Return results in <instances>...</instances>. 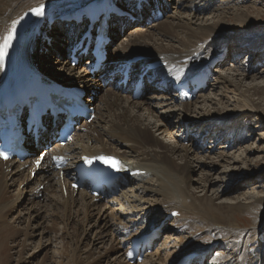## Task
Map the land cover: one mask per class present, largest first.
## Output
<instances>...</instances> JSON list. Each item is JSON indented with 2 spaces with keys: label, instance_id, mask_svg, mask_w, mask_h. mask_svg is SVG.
Returning a JSON list of instances; mask_svg holds the SVG:
<instances>
[{
  "label": "bare ground",
  "instance_id": "1",
  "mask_svg": "<svg viewBox=\"0 0 264 264\" xmlns=\"http://www.w3.org/2000/svg\"><path fill=\"white\" fill-rule=\"evenodd\" d=\"M93 1L96 0H0V50L3 49L4 37L8 33H12V43L14 32L20 21L29 13H33L35 19L28 27L35 30V33L39 32V34L32 35L33 40L31 43L34 48L32 50L25 48L24 50V53H27L28 64L37 67L45 75L63 85L86 87L88 93L85 101H91L92 103H89L88 106L94 108V118L91 121L87 122L83 119L78 125H75L76 130L72 141L64 146H59L58 142H54L51 144L50 149H53L54 153L70 157L71 164L77 163L82 155L94 156L101 153L117 155L131 170L137 169L140 173L122 177L124 184L128 186L125 185L126 187L121 188L119 193L112 196L106 194L104 197L99 195L97 198L86 188H79L76 192L70 188V181L67 178L73 175V169L67 166L63 168L62 174L59 171H54L52 167L46 166L50 156L45 158L43 164L35 170L33 175L31 174L33 155L27 156L23 161L12 159L3 162L0 160V212L7 207L6 204H4L6 205L4 207L2 197L5 196V193H8L9 197L12 196L10 201L11 213L8 214L10 216L8 219L12 225L11 223L10 225L7 224L5 228H8V230L15 229L16 224L22 223L26 219L27 223L23 225L25 232L22 234L26 242L28 241L25 239L27 235V238L29 236L34 237L36 234L42 236V223L44 220L47 222L46 224L53 223V214L59 216V222H62L59 227L63 226V229L59 230L65 231L66 234L69 232L67 230L72 227L71 223L81 225L80 234H77L75 240H73L75 241L76 250L82 245L96 247L98 243L100 244L98 253L92 258L90 257V261L86 264H132L125 257L130 239L156 227L159 228L156 232L158 236L165 232L161 242L153 252L148 253L145 251L142 261L133 264H176L180 258L192 253L195 254L192 263L199 264L202 262L204 255L206 258L207 252H210L213 248L221 250L214 253L213 258L207 257V262L205 259L202 264H230L222 258L234 251H239L237 264H264L263 195H253V191L251 192L253 193L252 196L247 193L245 195L244 190V193L241 191L243 196L238 194V196L232 197L230 202L222 200L216 203L214 199L206 194L208 188H211L214 193L223 187L218 185L215 177L214 181H211V178H203V181L199 182V186L204 190L200 195L194 193L192 187H187L190 185L186 184L187 182L181 184L182 186L176 182L180 177L183 181L181 168L187 170L195 166L209 167L208 173L213 171L216 174L215 164L218 163V159L206 161L200 159V156H196L199 158L196 160V157L192 156L191 153L196 152L195 150L202 152L210 147H203L202 141L198 137L195 139L192 136L190 137L189 131L195 129L199 132L200 129H205L207 135L210 134L215 137L223 135L224 138L226 137L228 146H226L227 144L226 147L223 146V149L219 150L218 153V157L223 158L225 149L229 146L234 148L236 144H240L241 137H244L246 127H241L243 124L237 119L240 115L243 118L248 116L255 119L257 115L264 118V84L253 85L246 88L243 93H239L232 112L223 110L230 102V99L225 95L227 87L223 86V89L220 90H222L221 95L225 92L222 97L225 98L224 101L226 102L223 104L220 101L221 99L218 98L217 102L213 103L212 110L210 108L207 112L204 111L206 115H201L203 110L195 111L191 108L188 101H180L177 92L171 91L172 84L183 77L189 78L192 74L204 70L217 73L221 70L218 67L222 66L232 53L237 56L245 52L247 55L246 62H248L250 69H254L259 61L263 63L264 39L244 40L240 38V34L251 31L246 25L247 21L248 24H251V19H243V10L235 14L237 18L233 17V25L222 26V18L225 17L226 13L220 15L216 19L217 21L203 22L201 21L203 19H201L198 23H195L199 18L197 13L206 10L213 2L211 1V3L205 5L204 0H200L199 3H197L199 0H178L179 8L182 6L191 9L187 8L193 18L196 19L192 21L194 26H191V21L186 23L181 19L176 20L175 24L164 22L151 24L147 18L143 17L144 9L148 8L147 5L151 2L150 0H147V3L142 2V7L139 10L134 8V1L119 0L128 7L134 8L136 12L135 23L147 28L134 27L131 30L129 28H132L134 23L129 19L112 16L108 28L112 35V41L126 27L128 31L130 30L129 35L134 39L128 40L127 38L124 41H119L121 44L118 45L122 47L110 51L104 69L96 74H91L86 66L88 60L83 61V67L75 69V67H71L70 60L66 57V48L76 35L79 36L82 29L81 24L58 20L61 16L76 15L75 11L82 10L85 5ZM234 1L228 0V3ZM50 2H53V4L46 6ZM166 2L168 0H156L154 4L158 6L161 4V8L164 10ZM237 3H240V1L236 0ZM40 4H43V14L38 16L31 9ZM211 7L214 8L215 4H212L209 8ZM174 11L177 12V10ZM174 17L171 18L174 19ZM49 18H53L55 22L48 24ZM42 19L44 21L41 23ZM246 19L248 18L246 17ZM42 33L43 36H41ZM45 36L52 37L50 44H47ZM230 38L231 41L228 42ZM132 40H136V42L133 43ZM234 41L237 43L233 44ZM61 43H65L64 47L60 46ZM108 44L105 46L106 48L109 46ZM227 46L230 48L226 57L223 60L217 59L219 54H222L225 49L227 50ZM61 47L66 52L62 51ZM10 50L11 44L4 54L7 58ZM56 54H58L54 61L56 65L48 67L46 58H55ZM233 55L232 58H234ZM136 57H141V59H136ZM128 59H135L131 64L132 70H136L140 66L144 67L148 62H158L161 65L151 70L150 73L147 72L149 74L144 77V86L138 96H133L127 85L117 86V77L112 81H108L107 87L103 89V84L111 77L107 75V71L110 69H105L107 62L121 63ZM235 66H237L236 70L244 67L240 64ZM6 74L7 63L1 62L0 87ZM257 74L264 76V68L257 69ZM217 78H221V81H217L219 84L222 81L234 84V81L231 79L230 81L226 80L220 72L217 73ZM207 86L212 89L215 88V85H209L207 82L196 97L198 95L203 97L202 92ZM106 88H109V90H106ZM148 91L151 94H148ZM91 94H93L92 99L89 98ZM254 97L258 101L254 102ZM203 100L207 101L206 96ZM216 104L222 105L218 106ZM159 107L163 108L159 111L160 113L156 110ZM49 120L50 118L43 117L46 130L40 132L38 144L47 142L49 131L56 129V127L51 128ZM173 124L172 128H177L176 132L179 133V136L177 133L172 135L170 131H167L169 126ZM56 125H58V120H56ZM226 127H228V133H226L227 131L224 132L225 134L219 133V130H224ZM158 134H165L168 138L167 141L159 137ZM190 134L193 135V132ZM245 137L247 138V136ZM182 138L190 139L191 143L184 146L181 143ZM24 144L28 146L31 154L36 152L29 135L26 136ZM245 150L247 151L245 156H247L252 148L250 145L246 146L240 150V156ZM176 158L180 159V163L176 162ZM238 159L235 158L232 162H246L242 161V158L240 161ZM27 164H29L28 167ZM234 167L236 166L226 164L220 172L233 175ZM244 179L248 181L253 178L248 179L245 177ZM63 185H66L65 195L61 189ZM178 185L184 187V189L182 188L183 191ZM184 190L188 191L189 193H187L190 195L187 196ZM52 206L59 207V212L51 214L47 207L52 209ZM168 214H173V218L166 219L168 220L166 221L164 218ZM22 216H25L24 219ZM1 217L3 218L2 215ZM31 218H34L33 221H30ZM194 220L202 224L196 226ZM162 221L163 224H161ZM28 227L31 228L30 233L27 232ZM194 227L197 228V231L191 232L190 229ZM37 229H39L38 232ZM71 231L73 230L71 229ZM195 232H198L199 235H194ZM2 234L3 232L0 230V264H8L11 259H14L15 264H20L26 258L33 257L35 251H37L35 250L25 256L16 252V256L10 258L8 256L10 252H7V248L3 246L4 244L2 245L4 243L1 240ZM64 235L63 238L66 236ZM7 236H4L5 239H11ZM69 237H67L68 240L71 239ZM49 239L42 241L39 237V241L43 243H41L38 253L45 246H48V243H51L52 239L51 241ZM12 241L14 242V238H12ZM155 241L156 238L153 240L152 245ZM228 242L229 248H227ZM88 250L92 249L88 248ZM54 251L53 253H55ZM56 254H58V251H56Z\"/></svg>",
  "mask_w": 264,
  "mask_h": 264
},
{
  "label": "rangeland",
  "instance_id": "2",
  "mask_svg": "<svg viewBox=\"0 0 264 264\" xmlns=\"http://www.w3.org/2000/svg\"><path fill=\"white\" fill-rule=\"evenodd\" d=\"M211 1L213 2L212 4H215V7L209 8L210 6H212V4H210V6L206 10L198 12L197 14H199V18L195 23H198V21L201 19H203V20H201L203 22L217 21L216 19H218L220 15H223V13L224 14L226 13L224 15L225 17L222 18V20H223L222 26L233 25V17L237 18V17H235V14L237 12H241L244 10L243 14H242L243 19L244 20L251 19L250 20L251 24H248V21L246 24L249 27L248 29H251V31H248L247 33H244V34H240V38H242L244 40L245 39H248V40H250V39H255V40L264 39V0H238V1H240V3H237V4H236V0L234 2H229V3H228V0H210V1L204 0V3H205V5H207V3H209V2L211 3ZM154 2L155 1L150 2V3H154ZM199 2H200V0L197 3H199ZM147 6L149 7V5H147ZM161 7L162 6L160 4V9L162 10V13H163L162 17L158 20L149 21V22H151V24L158 23V22L174 23L175 24L176 20H178V19H181V20L185 21L186 23H190V21L192 22V21L196 20L193 18L190 11L188 10L190 8H188V7L183 8L182 6H181V8H179L180 5H179L178 0H168V2H166V4H165L164 10ZM147 10H148V8L144 9V12H143L144 18H148L146 15L148 13ZM174 10H177V12ZM171 17H174V19H172ZM239 17H241V16L239 15ZM246 17L248 19H246ZM190 18H192V19H190ZM130 21L132 23H134V26L132 28H129L131 30L134 27H141V28H145V29L147 28V27H143L140 24H136L135 20H133V21L130 20ZM149 22L147 21V23H149ZM190 24H191V26H194L193 22ZM251 27H253V28H251ZM127 29H128L127 27L124 30L122 29L119 32V34L117 35V37L115 39H113V41L111 38V40L108 44L109 46L107 47L108 48L107 56L110 53V51L113 50L114 48L122 47L121 45H118V44H121V43H119V41H121V40L124 41L127 38H128V40L134 39V38H131L132 37L131 35H129L130 30L128 31ZM109 35H110V37L112 36L110 32H109ZM160 36H162V34H160ZM61 39H62V43H63V41H64L63 37ZM230 41H231V38L228 42H230ZM131 42L135 43L136 40H132ZM62 43L60 44V46L64 47L63 45L65 43L64 44H62ZM236 43L237 42L234 41L233 44H236ZM62 47H61L62 51H65V49ZM227 47H228L227 50L226 49L224 50V58L226 57L227 53L229 52L230 47L229 46H227ZM254 52L257 53L256 51H254ZM232 55H233V53L226 59V61L222 64V66L218 67V69L221 68V70L218 72H220L221 75H223L226 80L230 81V79H231L232 81H234L233 82L234 84L232 85L231 83H228V82L226 83L225 81H222L221 84L217 83V81L218 82L221 81V78H217L218 72L215 73L214 71H212L207 82L209 85L210 84L215 85V88L212 89L210 86H207L206 89L202 92L203 97H199V95H198L196 98H194L193 100H191L189 102L191 104V108H193L195 111H197L199 109L203 110V112H201V115L204 114L205 112H207V110H209L212 107L213 103L217 102L218 98L221 99L220 100V101H222L221 103L224 104V102H226V101H224L225 98L222 97V95L225 92H223L221 95L222 90H220V89H223V86L227 87V92L225 93V95L230 99V102L225 106L226 108L224 107L223 110L228 111V112H232V111H234L233 107L235 105V100H237L239 93L240 94L243 93L246 88H250L253 85H263L264 84V76L259 75V74L256 75L257 69H260V68L263 69L264 68V62L262 63L259 61L255 65L254 69H250L248 62H246L247 55L245 52L240 54V55L238 54L237 56L233 55L234 58H232ZM107 56H106V60H107ZM56 57H58V54L55 55V58H46L44 56V58H46V60H48L46 65L48 67H52V66L56 65L54 63ZM66 57H67V55H66ZM85 60H87V58H85L84 61ZM106 60H105V62H106ZM237 61H238V63H237ZM263 61H264V59H263ZM237 64H240L244 67L242 69L237 68L238 70H236L235 68L237 66H235V65H237ZM83 65L84 64H83V60H82L80 62H77V64L75 66H71V67H75V69H77L78 67H83ZM222 69H224V70L222 71ZM254 74H255V76L253 77ZM107 85L108 84H103L102 88L105 89V87H107ZM106 90H109V88H106ZM147 93L151 94V92H149V91ZM86 96H87V94H85V97ZM205 96H206L207 101L203 100V98ZM255 98L256 97H254L253 101L254 102L258 101ZM216 105L221 106L222 104H216ZM156 110L159 112L160 110H163V108L159 107ZM210 110H212V108ZM204 115H206V114H204ZM263 115H264V109H263ZM237 119L239 121H241V123L243 124V125H241V127L242 126L246 127V129L244 131V137H241L240 144H236L234 148H231V146H229V148L225 149V153H224L225 156H223V158L218 157V153H219V150L221 151L223 149L222 148L223 146L224 147L228 146V140L226 139V137L224 138L223 135L221 137H220V135H217V137L211 136L210 134L207 135V133L205 132V129H200L199 132L195 131V129H193V130L191 129V131H189L188 134L190 135V137L192 136L194 139L198 137L202 141L203 147H210V148H208L202 152L200 150H195L197 153L196 152L191 153L192 156L193 157L200 156V159L202 158V159H205L206 161L218 159V163L215 164V169H217V170H215L216 171V174H215V172H213V171L208 173V171L210 169L209 167L201 168L199 166L198 167L195 166L194 168L190 167L187 170L181 168L180 171L182 174V180L183 181H181V177H180V179L178 178L176 181L177 184L183 185V183L187 182L186 184H188V185L190 184L187 187H189V188L192 187V190L194 189V193L200 195L203 193L202 191H204V190H202L201 187L199 186V182L203 181V178H211V181H214V177H215L216 181H218V185L223 186V187L219 188L218 191H215L214 193H213L211 188L207 187L208 190L206 189V194L208 196H210L212 199H214V201L216 203H219V201H222V200L230 202V201H232V197L238 196V194L242 195L244 193V190H245V195L249 194L250 196H252L253 193H251V192L253 191L254 192L253 195H260V196L263 195L264 196V118L260 115H257L255 117V119H254V117L251 118L248 116L243 118V116L240 115ZM173 126H174V124L172 126H169L167 131H170V134L172 133V135L177 133V135L179 136V133L176 132L177 128L176 127L172 128ZM227 128L228 127H226L224 130H219L220 131L219 133L225 134L224 132L227 131ZM191 132H193V135L190 134ZM200 132H202V133H200ZM226 133H228V131ZM162 135L158 134L159 137H161V138H163V140L165 139V141H167V139H168L167 136H165V134L163 136ZM227 135H231V134H227ZM245 136H247V138ZM181 143L185 146L187 144H190L191 140L182 138ZM230 145H231V143H230ZM249 145L252 148L250 153L247 156H245V154L247 153V151L245 150V151H243L244 154L242 153V155L240 156V150H242L243 148H245L246 146H249ZM241 147H242V149H241ZM40 149H41V147H37L36 152L37 153L40 152ZM228 155H229V157L227 158ZM197 157H196V160L199 159ZM235 158L236 159L240 158V159H238V161H240L242 158V161H246V162L245 163H242V162H238V163L234 162L233 163L232 161ZM176 162L180 163V159L176 158ZM226 164H228V166H232V165L236 166L233 168V173H234L233 175H230V174L227 175L226 174L227 172L226 173L220 172L222 170V168L224 167V165H226ZM183 172H184V174H183ZM245 177H247L248 179L249 178H253V179L246 181L244 179ZM184 180H185V182H184ZM187 180H189V181H187ZM178 181H179V183H178ZM126 186H128V185H126ZM181 186H179V188ZM13 188H15V186H13ZM182 188L184 189V187H181V190L183 191ZM224 188H226L227 190L225 189L223 191L222 189H224ZM184 191H186V190H184ZM190 191H191V189H190ZM187 192L188 191H186L185 193H187ZM117 193H119V191ZM188 193L186 194L187 196L190 195ZM142 195H143V197H145L144 194H142ZM217 196L219 197L218 199L216 198ZM11 198H12V196L9 197V194L5 193V196L2 197V203H3V205L6 204L7 207H6V205H4V207H6V208L3 207L4 209L1 210V212H0V213L3 212L1 214L3 216V218L0 215V219H1V221H0L1 222L0 223L1 229L0 230L3 232V234L1 235V240H2V242L4 241V243H2V245L4 244L3 246H5V248H7V252H10L9 254L7 253L10 258H13L14 256H16L15 255L16 252L20 253V255L25 256V255L33 253L35 250L38 251L41 243H43L42 241L47 239V238L48 239L50 238L49 239L50 241L52 239L51 243H48V246H45V248L42 249L39 253L37 251H35V254L33 255V257H31L30 259L26 258L20 264H79V263L80 264H86L88 261H90L92 256H94L96 253H98L97 252L99 249L98 246L100 247L99 243L96 245L97 248L95 246H92V245H89L88 247H87V245H84V246L82 245V247H80V248L78 247L76 250L75 243H74L75 241H73V240H75L74 238H75V236H77V234L78 235L80 234V226L81 225H75L74 223L73 224L71 223L72 227H70V229L67 230V232L68 231L69 232L66 234L65 231L62 232V230H59V229H63V226L59 227V225H62V222L61 221L59 222V216L57 217L54 214L52 217L53 223L50 222V223L46 224L47 222H45V220L43 221L42 226H41V231H42L41 235L42 236H40L39 234H36V236H34V237L29 236L27 238V236H28L27 235L25 237V239L28 241L25 242L24 236L22 235L25 232L24 231L25 227L23 225H25V223H27V220L24 219L25 216H22L24 221L22 223L20 222L19 224H16L15 229L12 228V230H8V228H5L7 226V224L10 225V223H11L8 219L10 217L9 215L11 213V210H10L11 209V202H10ZM224 199H226V200H224ZM9 204H10V206H8ZM49 206H51V205H49ZM47 208H49V212L51 211V214L55 213V212L57 213L60 210L59 207L56 208L54 206H52V209L50 207H47ZM54 209H55V211H53ZM14 214L15 213L13 212V215ZM51 214H49V215H51ZM59 214H61V213H59ZM2 219H4V220H2ZM33 219L34 218H31L30 221H33ZM6 220L8 223L6 222ZM40 220L42 221V219H40ZM70 220H71V218H70ZM3 222H5L4 223L5 225L3 224ZM194 224L196 226H198L202 223L194 220ZM11 225H12V223H11ZM166 226H167V224H166ZM19 228H20V230H19ZM71 229L73 231H71ZM30 230H31V228L28 227V231L27 230L26 231L28 233H30ZM45 230H46V232L44 233ZM38 231H39V229H37V232ZM164 231H167V230H164ZM190 231L191 232L197 231V228L194 227V228L190 229ZM6 232H8V233H6ZM4 233H5V235H4ZM164 233L162 232L161 236H158L156 238V241L154 242V245L152 246V248L150 250L151 252H153L155 250V248L158 246L159 242H161L162 236ZM7 235H9V236H7ZM63 235L65 236L64 238L62 237ZM194 235H199V233L195 232ZM4 236L5 237L7 236V238L10 237L11 239H9V238H8L9 240L5 239ZM68 236L71 237L70 240H68V238H67ZM81 236H83V235H81ZM90 236H92V235H90ZM39 237H41V240H42L41 242L39 241ZM12 238H14V242L12 241ZM22 240H24V242L26 243L25 245H24V242H22ZM57 241H59V242H57ZM11 245H17V246H11ZM68 246H69V248H68ZM229 247H230V245L228 242L227 248H229ZM56 248H58V249H56ZM88 248H91L92 250H88ZM24 249H26V250H24ZM54 250L58 251L59 255L56 254V251H54ZM220 250L221 249H214L213 248L212 250H210V252H207V254H208L207 257L213 258L214 253L220 252ZM223 250H225V249H223ZM53 251L55 253H53ZM150 251H148V253ZM89 253H91L92 255ZM238 254H239V251L238 252L234 251L232 254L225 255L224 258H222V260H225L230 264H237ZM84 255H85V257H83ZM88 257H89V259H88ZM206 258L204 257V260ZM207 260L208 259H206L205 261L207 262ZM8 264H15L14 259H11V261H9ZM204 264H207V263H204Z\"/></svg>",
  "mask_w": 264,
  "mask_h": 264
},
{
  "label": "snow or ice",
  "instance_id": "3",
  "mask_svg": "<svg viewBox=\"0 0 264 264\" xmlns=\"http://www.w3.org/2000/svg\"><path fill=\"white\" fill-rule=\"evenodd\" d=\"M31 11L34 12L38 16L42 15L43 14V4H40L36 8L31 9ZM12 39H13L12 33H8L4 37V44H3V49L0 50V57H2L6 53L7 48L11 44ZM100 159H102L105 163H110L113 167L117 166V163H118L116 161L111 160V158H100ZM36 163L39 164V160H37Z\"/></svg>",
  "mask_w": 264,
  "mask_h": 264
}]
</instances>
